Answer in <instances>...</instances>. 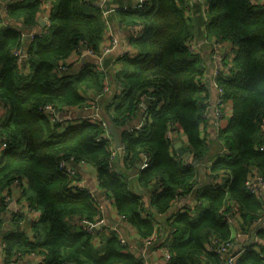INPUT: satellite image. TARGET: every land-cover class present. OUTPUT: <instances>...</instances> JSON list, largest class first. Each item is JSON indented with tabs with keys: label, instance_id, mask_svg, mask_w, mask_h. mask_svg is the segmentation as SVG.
Returning <instances> with one entry per match:
<instances>
[{
	"label": "trees",
	"instance_id": "obj_1",
	"mask_svg": "<svg viewBox=\"0 0 264 264\" xmlns=\"http://www.w3.org/2000/svg\"><path fill=\"white\" fill-rule=\"evenodd\" d=\"M131 1L117 3L112 16L122 27L143 28L139 36L129 37L136 52L111 62L107 56L104 73L95 70L91 58L68 62L77 47L101 51L107 24L96 0H13L0 18V106L8 111L0 120V193L16 179H27L28 202L42 212L33 222L32 235L19 230L4 235L9 262L14 256L40 253L46 257L44 264H145L143 256L124 251L116 235H106L99 246L85 228L71 227L74 216L94 223L101 216L90 192L70 191L73 178L60 163L72 157L96 168L100 186L142 237L158 234L156 246L172 253L167 264H222V256L209 245L229 240L236 230L250 234L264 218L263 201L245 184L253 169L264 175V1L143 0L140 7ZM45 2L53 4L50 24L27 45L24 31L13 23L30 29ZM199 24L206 37L229 40L238 47L229 70L215 78L232 103V116L215 142L207 141L201 130L207 108L201 80L204 60L189 47ZM18 48L28 51L21 64L14 55ZM60 63L65 70H59ZM105 82L109 91L98 103L104 117L121 132L126 150L122 160L111 159L108 142L95 141L103 132L98 124L59 130L38 110L49 103L81 106L88 100L87 92L103 91ZM142 102L146 104L142 129L126 128L138 117ZM177 125L190 153L205 165L203 173L174 149L167 132ZM224 148L228 152L218 154ZM143 155L150 164L140 169ZM118 161L132 172L124 173ZM222 174L221 185L208 182ZM195 184L200 203L192 212L172 211L176 198ZM232 203L238 212L231 213ZM228 212L234 214L237 227L226 221ZM256 234L264 240V227ZM261 248V252L248 248L237 264H264V245Z\"/></svg>",
	"mask_w": 264,
	"mask_h": 264
},
{
	"label": "crops",
	"instance_id": "obj_2",
	"mask_svg": "<svg viewBox=\"0 0 264 264\" xmlns=\"http://www.w3.org/2000/svg\"><path fill=\"white\" fill-rule=\"evenodd\" d=\"M8 1L12 2L13 0H4L3 2H0V4H8ZM121 1H124L125 5L127 4V0H109V14L106 20L107 29L103 44L105 45L110 38V35H112L117 40V46L111 52V54L108 55L107 62L108 60L111 62V60H114L115 58L121 56L124 53H128L129 51L134 53L136 52L130 46L129 26H120L116 19H114V17L112 16L113 7L117 6ZM206 5L204 6V9H206ZM52 8V3L45 2L41 7V13L38 15L36 24L30 27V29L22 27L21 22L14 21L13 24L15 26L21 27L24 31V34L29 36L28 38L25 37L27 45H29V40H31L32 35L41 33L44 30V26L39 21L41 20L42 22H45V19H47ZM9 22L12 23L10 20ZM195 40L198 44V49L201 53V57L204 60V67L206 69L205 75L201 78L206 88L204 95H206L207 102L205 113L206 120L202 123L201 130L203 136L207 138V141L211 140L215 142L218 134V130L215 126L214 115V105L218 96L217 87L214 81L215 70L219 67V64H221L222 58L232 60V58L235 56V53L237 52L238 47L229 40H223L218 44L214 41L213 38L206 37L205 29L201 24H199L198 34L196 35ZM7 113V109L3 106H0V120ZM227 114L229 122V119L232 116V103L227 106ZM138 121L139 118L136 117L132 119V124H136ZM181 141L186 146L187 139L185 135L181 136ZM213 151H215V149ZM208 162L212 163L213 159H209ZM117 164L124 173L132 172L130 170L124 169L123 165L119 161L117 162ZM74 168L76 170L75 185L77 186L78 184L83 183L85 189H87L88 192L92 194L93 199L96 202V206L99 208L101 216L103 217V224H101V226L95 225L94 222H87L88 224H86L80 217L74 216L69 220L71 227L76 231L81 230V228H85V225L88 227H92V230H95L96 233L94 243L99 246L101 245L100 242L102 243L103 237L106 238L105 236H108V234L106 233L105 235L102 234L104 233L105 229H112V235L114 234L116 236L118 235L119 237H125L127 244L135 248V251H133L132 253L143 256L145 259V264H167L163 260L161 252L159 250L144 247L142 240L143 237L140 235L136 227L132 223H130V221L122 220L118 216L119 212L115 207L113 199L111 198L109 193H107L100 186L96 168L87 162H76ZM139 168L142 169L146 167L140 166ZM76 189L75 192L78 193ZM28 194L29 185L27 179H21L18 185L11 184L0 193V201H3L5 197H8L9 201V204L3 208L2 214L3 225L0 228V264H44L41 263L40 253L26 254L19 257L18 259H16L14 256L16 260L13 261V263L9 262L6 256L5 242L3 240L4 235L10 231L14 232L18 230L23 231L28 235H32L33 222L38 220L36 214L29 209V205L27 203ZM192 203V196H189L187 194L184 196H180L175 201L174 206L172 207V211H183L186 208L190 207ZM159 219H161V217H158V221ZM234 227H237V223ZM162 234H165V232H163ZM249 236L250 234L240 235L237 241L238 246L242 247L243 245H245L250 239Z\"/></svg>",
	"mask_w": 264,
	"mask_h": 264
},
{
	"label": "built area",
	"instance_id": "obj_3",
	"mask_svg": "<svg viewBox=\"0 0 264 264\" xmlns=\"http://www.w3.org/2000/svg\"><path fill=\"white\" fill-rule=\"evenodd\" d=\"M4 0H0V2H3ZM97 4L100 6L101 10H102V15L103 17L107 20L108 18V14H109V8L107 6L109 0H96ZM264 0H253V3H261ZM11 1H8V3ZM143 2V0H133L132 5L134 7H140L141 3ZM178 2L180 3V0H178ZM208 8V4L206 5V9ZM7 13V4H0V18L4 17V15ZM5 22V20H4ZM6 23V22H5ZM50 24V14L48 15L47 19H45V26H44V30L46 29V27ZM142 27L138 24L132 25L130 27L129 30V37H137L140 35L141 31H142ZM43 30V31H44ZM140 31V32H139ZM24 35V38L28 35ZM34 35H32L31 37H33ZM29 37V36H28ZM216 42V41H215ZM219 44V42H216ZM217 44V46H218ZM117 46V40L114 36L110 35V38L108 39V41L106 42V44L102 45L101 47V51L98 53L95 50H93L92 47L89 46H84V47H77V49L74 51V55L70 58V60L68 62H76V63H81L83 60H85L86 58H91L94 59V64H95V70L98 72H106L107 68L105 66V59L108 55L111 54V52L115 49V47ZM189 47L191 49V51L197 52L199 54L200 51L198 49V44L196 42V40H193L190 42ZM14 55L17 57V62L18 64L24 63L26 58L28 57V51L27 49H22V48H18L14 51ZM229 61L227 59L222 58L221 60V64H219V67L215 70V78L217 75H219L221 72H226L229 70ZM66 66L63 63H60V67L59 70H65ZM30 72V69L28 71V73ZM214 78V81H215ZM216 84V82H215ZM217 87V91H218V96L214 105V115H215V126L219 132V130L223 127H225L228 123V114H227V106L231 103L230 100L225 99V96L223 95V89L218 87V85L216 84ZM92 91V92H90ZM109 91V84L108 82L104 83V88L103 91H100L99 93H96L95 91H93L92 89L89 90L87 92V96H88V100L81 106H71V105H63V104H45L42 106H39L38 110L39 112L44 115L53 125H57L59 127V130H64L67 127H73V126H78L81 125L83 123H96L99 126L103 127V132L99 135L96 136L95 141L96 142H102V141H106L108 142L109 148L111 150V159L113 161L115 160H122L123 157L126 154V150L125 147L122 145V143H120V146L117 147L115 144V140L113 135L110 132L109 129V125L110 122L107 120V118L104 117V115L101 112V109L99 107V98H101L103 96V93L108 92ZM5 108L7 109V106H5ZM140 111L138 112V117L139 121L136 124H132V121L128 122L126 124V128L130 129V130H141L144 123H145V109H146V104L145 103H140ZM230 120V119H229ZM261 129H262V135H263V139H264V119L262 121V125H261ZM167 135L169 138H171L173 140V142L175 143L177 140H181V136L184 134L181 131V128L177 125V126H172L168 129ZM218 135V134H217ZM187 139V138H186ZM3 147H5V145H2ZM261 148H264V144L261 146ZM228 152V150L226 148L224 149H220L218 151V154L220 155H224ZM143 162L139 163L141 165V167H147L150 164V160H148V157L146 155H143ZM85 161H80L77 163H83ZM74 165H76V162L74 160V158H70L68 160H63L60 163V168L62 169L63 172L69 174L72 178L73 181L70 184V191L71 192H75V189L77 192H82L84 190L88 191L87 189H85L84 184L80 183L77 186L75 185V179H76V170L74 168ZM204 171L206 170L205 165L202 166ZM224 175L222 174V176H219L217 179H212L209 180L208 182H211L214 185H221L224 181ZM137 174H133L131 177H136ZM197 181L199 182L200 180L197 179ZM20 182V180L16 179L12 184H16L18 185ZM200 183V182H199ZM246 188L247 190L253 194L254 196H256L258 199L262 200L264 203V175L259 174L255 169H253L246 182ZM197 184L194 185V187L187 193V195L192 196L193 197V203L189 208V211L192 212L195 208V206L200 203L199 200L196 199V189H197ZM178 198V197H177ZM176 198V200H177ZM142 200H144L146 203H148V198L147 197H143ZM27 203L29 205V209L36 214L37 219H39L41 217V211L33 206L30 205V203L27 200ZM9 204L8 201V197H5L3 201H0V219H2V214H3V208L5 206H7ZM186 208V209H188ZM185 209V210H186ZM184 211V210H183ZM238 212V206L235 203H232V212ZM144 215H148V211L145 210L143 212ZM234 215V214H233ZM233 215H229L228 213H225V219L228 222V224L235 226L236 225V220L234 218ZM118 216L122 219V220H127V218L118 213ZM83 222V221H82ZM84 223L88 224L87 221L84 220ZM103 224V217L100 216V218H98L95 222V225H100ZM263 228L264 227V218L260 219L257 223V225H255L254 229V239L251 243H246L245 245H243L242 247L238 246L237 241H238V237L240 235H249V234H245L244 232H242L241 230H236L234 231V236L231 237L229 240L227 241H216V243L214 244H218L216 246L213 247V245H209V249H213L214 251H216L217 253H219L222 258H223V262L222 264H237L238 263V259L239 257L250 247H252V250L256 251V252H261L262 250V245H264V240H261L260 237H258V234H256L257 228L260 227ZM85 229L91 233L90 229L92 230V227H88L85 225ZM112 230V229H111ZM109 229H105L104 233L108 234V235H112V231ZM163 235V234H162ZM251 236V233H250ZM249 236V237H250ZM165 236L162 237V239H164ZM117 238L120 241V245L121 248L124 251L127 252H133L135 251V248L128 245L126 242L125 237H119L117 235ZM159 236L157 233H153L147 237H143V245L146 248H151V249H156L159 250L161 252V256L163 258V260L168 263L172 257V253L171 251H169L166 247L164 246H156V243L158 242ZM41 263H45L46 262V257L44 254H41ZM19 257H21V255L16 256L15 258L18 259ZM15 259V260H16ZM13 263V262H11Z\"/></svg>",
	"mask_w": 264,
	"mask_h": 264
},
{
	"label": "water",
	"instance_id": "obj_4",
	"mask_svg": "<svg viewBox=\"0 0 264 264\" xmlns=\"http://www.w3.org/2000/svg\"><path fill=\"white\" fill-rule=\"evenodd\" d=\"M42 19V18H41ZM43 26H45V22H42L41 20L39 21ZM26 38H28V36H26ZM109 129H110V132L111 134L113 135L114 137V140H115V144L117 147L120 146V143H121V132L113 125V124H110L109 125ZM174 149L176 150L178 156L185 162L189 163V164H192L193 166H199L200 167V171L203 173L204 172V169L203 167L201 166V162L199 159L195 158L191 153L190 151L188 150L187 146H185L183 144V142L181 140H177L175 143H174ZM138 166L140 167L141 165L138 164ZM254 232L255 230H252L251 231V236H250V239L247 241V243H251L254 239Z\"/></svg>",
	"mask_w": 264,
	"mask_h": 264
},
{
	"label": "rangeland",
	"instance_id": "obj_5",
	"mask_svg": "<svg viewBox=\"0 0 264 264\" xmlns=\"http://www.w3.org/2000/svg\"><path fill=\"white\" fill-rule=\"evenodd\" d=\"M131 46V45H130ZM25 144V141H23V143H22V145H24ZM209 163V162H208ZM209 164H211V163H209ZM90 231H91V237H92V240H94V238H95V230H91L90 229ZM102 234H104L105 235V233H102Z\"/></svg>",
	"mask_w": 264,
	"mask_h": 264
}]
</instances>
